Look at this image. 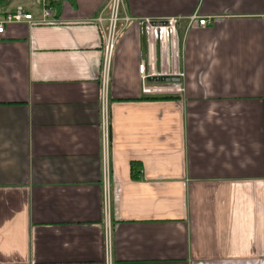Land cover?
<instances>
[{
  "label": "crops",
  "instance_id": "1",
  "mask_svg": "<svg viewBox=\"0 0 264 264\" xmlns=\"http://www.w3.org/2000/svg\"><path fill=\"white\" fill-rule=\"evenodd\" d=\"M107 1L0 0L34 21L0 37V264H264V0H122L103 87ZM168 17L183 76L144 95Z\"/></svg>",
  "mask_w": 264,
  "mask_h": 264
},
{
  "label": "built area",
  "instance_id": "2",
  "mask_svg": "<svg viewBox=\"0 0 264 264\" xmlns=\"http://www.w3.org/2000/svg\"><path fill=\"white\" fill-rule=\"evenodd\" d=\"M122 0H108L105 7L99 11L95 23L102 36V75L101 82L106 87L110 64L116 50V46L125 25L133 18L121 15ZM41 22H54L52 11L49 7L43 6ZM184 35L190 30L205 27L208 24L207 18L193 13L186 17ZM155 22V24H152ZM34 23L32 14L17 8L10 12L0 13V37L10 25ZM146 31V51L139 60L137 72L141 80V92L144 95H156L162 87L156 86L155 82H149L151 77H177L179 80L183 74L178 70L177 60L179 55L180 38L178 37L179 17H168L163 20L143 21ZM183 39V37H182ZM166 92L180 94L183 92L181 86H171L165 89ZM103 149V160L107 150V127H103L101 135ZM105 167V165H104ZM107 240V239H106Z\"/></svg>",
  "mask_w": 264,
  "mask_h": 264
},
{
  "label": "water",
  "instance_id": "3",
  "mask_svg": "<svg viewBox=\"0 0 264 264\" xmlns=\"http://www.w3.org/2000/svg\"><path fill=\"white\" fill-rule=\"evenodd\" d=\"M152 24H155V22H153ZM178 78L177 77H167V76H164V77H151V78H148V81L149 82H175L177 81Z\"/></svg>",
  "mask_w": 264,
  "mask_h": 264
},
{
  "label": "rangeland",
  "instance_id": "4",
  "mask_svg": "<svg viewBox=\"0 0 264 264\" xmlns=\"http://www.w3.org/2000/svg\"><path fill=\"white\" fill-rule=\"evenodd\" d=\"M125 32V29L123 30L121 36L123 35V33ZM178 34H179V31H178ZM121 36L119 37V39L121 38ZM179 37V36H178ZM119 41V40H118ZM155 83H158V82H155ZM160 83V82H159ZM168 83V82H167Z\"/></svg>",
  "mask_w": 264,
  "mask_h": 264
},
{
  "label": "trees",
  "instance_id": "5",
  "mask_svg": "<svg viewBox=\"0 0 264 264\" xmlns=\"http://www.w3.org/2000/svg\"><path fill=\"white\" fill-rule=\"evenodd\" d=\"M161 98L163 99V98H174V97H168V96H167V97H161ZM154 99H156V97H154Z\"/></svg>",
  "mask_w": 264,
  "mask_h": 264
}]
</instances>
